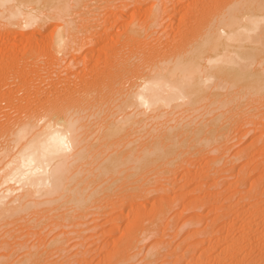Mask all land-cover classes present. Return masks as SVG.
Here are the masks:
<instances>
[{
	"label": "bare ground",
	"instance_id": "bare-ground-1",
	"mask_svg": "<svg viewBox=\"0 0 264 264\" xmlns=\"http://www.w3.org/2000/svg\"><path fill=\"white\" fill-rule=\"evenodd\" d=\"M82 1L0 0V18L7 25L3 24L6 27H15V29L11 27L13 30L0 37V46L2 43L16 39L33 43L28 45V48H23L21 54L17 53L19 50L17 48L20 47H13V43L6 50L13 58L20 56L21 59L30 58L33 62L20 64L19 60L20 63H15L16 67L12 70L9 69L10 64H8L9 68L6 65L10 71L5 70L4 81H19L23 89L26 87V95L25 92L22 93L26 97L24 99V96L22 98L20 96L21 101H18V95L16 98L11 94H15L13 87L2 94V97L6 95L5 98L10 108L13 107L15 115L12 118L6 115V112L2 113L0 108V117H5L4 121H0V223L20 215H24L21 218L24 221L31 222L30 220H35L34 218L41 214L40 208L43 207L49 209L52 207L53 212L63 208L58 218L69 223L73 218L71 213L74 211L78 212L76 217L82 218L84 212L99 209L97 216L106 215L105 221L112 223L124 220L122 212L127 209L126 214H136L134 220L132 218L133 222L129 223L136 224L139 231H142L141 236L136 237L138 228L136 230V227L127 226L118 238H107L109 240L106 239L105 246L103 244L104 247H101H110L111 251L101 256L97 263L131 264L139 253L137 251L139 247L135 243L143 241L152 232L156 234L165 214L175 205L173 202L185 194L181 192L184 188L182 187L177 190L178 192H174L172 198L167 197L169 189L160 186L166 197L165 195L160 197L162 195L159 196V193L156 194L157 191H153L160 198L150 199L152 179L145 178L146 181L142 186H139V183L138 186L127 188L133 193L112 198L114 186L122 178L124 181L140 176L134 179L137 184L145 174L152 172L150 175L152 176L155 172L152 170L169 172L171 165L196 148L201 149L199 151L210 148L209 151L214 154L234 131L235 135L241 133L239 138L245 137L249 131H258L259 134L249 144L252 146L257 140H261L264 145V112L256 116L251 115L248 119L250 121L244 123L254 125L253 129L242 132L241 130L239 132L238 128L233 129L238 117H235L238 106L241 108L243 103L248 104L246 101L261 103L260 101L264 100V0H186L185 2L167 0L171 2V8L168 6L170 14L167 20L164 19L168 23L164 29L168 27L186 29L181 32L179 28L180 36L176 32L181 38L178 43L175 41L174 44H170L166 41L163 46L160 44L162 42L154 44L146 41L147 38L153 37L151 34L154 31L151 33L149 30L157 28L161 24L159 21L162 16L168 12L163 2L155 0L143 22H136L137 18L134 19L131 15L130 26L125 27L119 35L116 32L111 35V37L120 36L118 39L121 42L117 39L120 44L116 39L114 41L119 47L113 46L114 49L109 47L113 49L111 52L109 50L110 53L105 50L108 54L104 58V67H101L103 69L96 68L97 65L94 63L91 69L93 73L87 78L85 62L93 52L91 45L93 43L89 44L92 49L87 50L84 57L79 60L83 64L81 70L85 77H78V82L71 88L68 85L71 80L68 74L70 71L64 72L62 77L56 75L55 78H50V68L56 64L58 57L66 59L71 57L67 61L69 63L77 60L73 57L76 52L81 51L86 43L98 41L102 35L110 36L104 27H114L118 19H113L118 15L117 10L112 11L109 17L105 16L106 19L102 21L105 25L103 28L101 25H94V30H87L82 20L76 18L80 14L78 16L75 14L76 8L81 6ZM138 2L142 3L140 0ZM110 18L113 21H110ZM56 19L61 24H55L49 37L44 40L39 34L40 27H45L48 20ZM3 24L0 23V27L4 26ZM27 31L31 32L28 36H26ZM172 34L175 37V33ZM171 41L173 42V39ZM145 42L148 47L145 46ZM131 43L136 44V51L132 52L134 48L131 47ZM120 45H126L127 48L130 46V54L123 52L125 47L120 48ZM0 50L4 49L0 47ZM41 55H46L47 63L51 66L48 73L47 71L46 74L44 73L48 79L47 88L34 83L35 80L38 82L39 79V82H43L45 79L43 74L38 73L42 66L39 63ZM101 58L103 60V55ZM15 61L17 62L18 59ZM43 61L46 62V58ZM7 63L9 62L6 61ZM68 67H71L70 64ZM26 69L33 71L34 74L37 73V79H34L35 75L33 79L29 78ZM72 69H75V66ZM79 69L76 70L79 73L74 74V77L82 74ZM73 80L75 78L71 81ZM30 88H33L32 93L29 92ZM249 105L253 106V104ZM243 113L241 112V115H244ZM260 144L261 142L257 145L264 149ZM254 148L253 151L258 149L257 146ZM227 158L225 150L219 155L210 156L207 160L202 158L203 164L204 161L206 162L202 165L205 166L204 168L194 172L184 169L185 172L181 174L182 180L187 181L191 178L197 180L200 177L205 181L201 182L199 179L190 190L188 189L187 196L191 195L188 196L187 203L183 201L186 203L183 204V208L198 209L205 200H210L212 205L207 203L211 205L209 212L214 214L206 220L202 233L194 231L195 233L188 235L183 241L198 235L199 240L191 245H178L165 263L252 264L253 261L255 262L252 254L255 247H260L257 253L263 255L264 202H248L247 208L240 206L243 210H240L241 208L235 210L228 201L236 197L238 202L249 198L254 200L251 198L254 195L258 197V194L264 195V175H257L244 191L240 188L242 185L245 187L247 183L245 181L240 183L242 178L238 173L242 174V172L238 171L237 180L233 183L235 186L233 193L225 197V203L222 200L219 203V197L222 195L212 191L217 184L207 183L205 179L212 172L217 171L214 166L220 162L225 168L221 167L222 170L226 173L228 168L223 163H227ZM182 163H178V167ZM74 168L76 170L71 172ZM168 180L170 182V179ZM174 182L169 183V186L173 184L175 186L176 181ZM210 189L212 192H209ZM164 190L168 191L164 192ZM197 191H202L203 195L197 196ZM100 200L105 201H102L104 206L93 205ZM103 207L109 210L101 213ZM203 217L195 214L188 219V222L201 221ZM82 226H84L82 222L67 226L73 227L69 232L74 234L72 239H82L86 230ZM214 226L218 227L216 231L213 229L215 232L213 230L212 233L207 232ZM119 227L104 232L107 231L106 235L113 231L116 233L115 230ZM205 233H209V237L206 238ZM58 235L65 236V233L60 232ZM89 238L91 239L92 236ZM52 243V246L64 244L63 239L57 237ZM150 248L146 256V259L149 258V264L154 261V257L163 254L165 250L163 239ZM134 249L137 252L132 253ZM36 253L29 252L31 255L26 256L27 258L23 257L24 260L18 261L17 264H41L45 258L43 260L42 254ZM254 255H257L256 251Z\"/></svg>",
	"mask_w": 264,
	"mask_h": 264
},
{
	"label": "rangeland",
	"instance_id": "rangeland-1",
	"mask_svg": "<svg viewBox=\"0 0 264 264\" xmlns=\"http://www.w3.org/2000/svg\"><path fill=\"white\" fill-rule=\"evenodd\" d=\"M95 1L96 0H83L81 2V6L83 8L79 5V7H78L79 9L76 8V10H75V14L77 16H78V14H80L76 18L78 20L79 19L82 20L81 22L84 23V25L87 26L86 27L87 30H92V29L94 30V28H95L96 25L97 26L98 25L99 26L101 25L102 26L101 28H103V26H105V25H104V23H102V21L107 18V15L109 17V14L112 11L117 10L118 15L113 18L115 20H116V18H118L117 21L115 22V24L113 25L114 27H104V28H106L108 30L107 32H109L110 36L109 35L108 36H103L102 35V37H101L102 39L100 38L98 41L93 40V41H90V42L86 43L84 45V47L81 49V51H79V52L77 51L76 54H75L76 56L75 55L73 56V57H75L74 59H77L75 61H72V63L75 62L74 64L67 62L68 59L70 60L71 57L70 58L67 57L68 59H66L64 57H58L59 59L57 60L56 64L54 65L55 67L54 66L51 67L50 65H48L49 63H47L48 60H47L46 55L39 56V63L42 64V66H41V69L38 70V73L40 75L43 74V77L45 79H44L43 82H41V81L39 82V79H38V82H37V80H35L34 83L36 85L39 84V86H42V87H46L47 86L46 82H47L48 79L45 76V74L48 73L49 68L51 67L50 69L52 70V68H53V70L52 71L51 70L49 71V74L51 75L50 78H55L56 75L59 76V77H62L64 75V72L70 71V73L68 72L69 79L71 78V80H72L73 78H75V80H73L74 82L71 81V80L69 81L70 84L73 82L71 85L68 84L72 88L73 85L78 82V79H77L78 77H85V76H83L84 74H83V71L81 70L83 68V66H82L83 64L79 60H81L84 57V54H85V52L87 50H91L92 49V46H93V49L94 50L92 49L93 52H91L92 54H90L91 57L90 58L87 57L86 58V62H85V66H86V70H85L86 77L88 78V76H90V74L93 73V71L91 69L94 66V63H95V65H97L96 68L99 67L98 69H101V67H104V65H103L104 58H105L106 54H108L109 50L111 52L114 49V47L115 48L119 47V44L121 42L118 39L120 37V36H118L119 33H121L125 29V27H129L130 26V19L132 20V18L130 16L133 15L132 17L134 19H135V17L137 18V19H135L136 22L141 23L140 21H142V20H144V18H146L145 16L148 13L149 9L151 8V6L153 5V3H154L155 0H140V1H142V3L141 2H138L139 0L138 1L137 0H109V1L108 0H97V2H95ZM185 1L186 0H184L183 2H185ZM92 2L95 3V4H93ZM133 2H136L137 4L136 3H133ZM158 2H160V3L163 2L164 7L166 9L168 8V12H166L162 16L163 19L161 18V20L159 21L161 24H159V26H157V28L155 27V28H152V29L149 30V32H151V33L154 31L151 34V36H153V37L147 38L146 41L147 42L150 41V42H152L154 44H158V43L162 42V43H160L161 46H163V43H165L166 41H167V43H170V44L171 43L174 44L175 41H176V43H178L181 40V38L179 37L180 34H181V33H179L180 30H181V32H183V29L185 30L186 28H184V27H182V28L181 27H178V29H177V27H173V28L170 27V29H169V27H168L167 29H169V30L164 29V27H165V25L167 23V21H166L167 20V16H168V14H170L169 9L171 8V2L170 1H167V0H159ZM121 3H123V4H121ZM113 6H114V8H113ZM168 6H170V8ZM134 10H135V12H134ZM131 11L134 12V13L131 14L132 13ZM119 14H123L125 16L120 17ZM105 16H106V18H105ZM113 19L110 18V21H113ZM164 19H166V20H164ZM0 23L1 24H3V23L6 24V22H4L3 20H1V18H0ZM58 23L61 24V22L60 21H57V19L56 20H51V21L48 20L47 21V25L45 27H40V29H39L40 33L39 34L41 36H43L42 38L44 40L49 37V35L52 32L51 30L54 29L53 26H55V24L57 25ZM167 25H168V23H167ZM5 27H6L5 25L0 27V37H3L4 34L6 35V33L9 32V30L11 31V30L15 29V27H12V26L11 27L13 29H11L10 26H7L6 28ZM101 28H99V29L101 30ZM108 28H111V30H109ZM179 28H180V30H179ZM16 29H18V28H16ZM161 30L163 31L162 33H161ZM177 30H179V31H177ZM168 31H170L171 33H169ZM172 31H174V32H172ZM114 32H116V34H118L117 35L118 37L117 36H112L111 37L112 34H115ZM176 32H178V35L179 36L177 35ZM28 33H31V32L30 31H27L26 36L30 35ZM172 33H175V37H177L178 39L180 38V39L178 40L177 38H175ZM171 34L173 35V37H172ZM154 36H156V37H154ZM108 37H110V38H108ZM158 37H159V39H158ZM115 39H116L117 42L120 41L119 44L116 43V42L114 43ZM172 39H173V42L171 41ZM174 39H176V40H174ZM16 41H13V40L12 41H7L4 44L2 43L1 46H0L1 49H4V50H0V72L1 73L4 72L3 74H0V75H2V76H0V95H1V98H0V108L2 109L1 110L2 113H5L6 112L5 114L8 115V116H10V117H12V118L15 115V113L13 111L14 109H13V107L10 108L9 102L6 99L7 98L6 95H5V97H6L5 98L4 95L2 97V94L6 93V91H8L9 89H13L14 88L13 90L15 91V94L14 93H11V94L14 95V96H16V98L19 97V100L18 101H21L20 96L22 98L24 96V94L26 95V90H25L26 87H24V89H23V87L21 86V83H19V81H17V80H15L14 82L10 81L9 79H8L9 81H7V82L4 81L5 75H6V73H5L6 71L5 70H7L10 67V65L12 67V68L11 67L9 68L10 70H12L13 68H15L16 67L15 63H18L19 60L21 62V63L19 62L20 64H24L26 62L28 63V61H29V63H30V61L33 62V60L32 59L30 60V58H29V60L26 59V58H22L21 59L20 56H19V58H17V57L16 58H13L12 56H10L9 53L6 52L7 48L11 47V44L12 43H13L12 44L13 47H16V48L17 47H20L21 48V49L20 48H17V49H19V50H17L18 51L17 53H20V54H21L20 51L23 50V48H28V45H32L33 44V43L30 44L29 41H28L29 42V44H28V42H26V40H23V39L22 40L16 39ZM107 42H109L110 44L111 43H114L117 46H115L114 44H111L112 46H110V44H108ZM91 43H93V44H91ZM89 44H91L92 46H90ZM103 44H104V46H103ZM145 46H147L146 42H145ZM109 47H111V48L113 47V49H110ZM123 47H125L124 48L125 51H123V52H125L127 55H128V53L130 54V52H129L130 46H128L129 48H127L126 45H120V48H123ZM131 47L134 48V49L131 48L132 49V52L133 51H136V44L135 43H131ZM145 49H146V47H145ZM105 50L108 51V52H106ZM102 55H103V60L101 58ZM45 58H46V62L43 61V59L45 60ZM17 59H18V61L16 62L15 60H17ZM62 59H63V61H62ZM100 60H102V62ZM6 61L9 62V63L6 64ZM42 62H44V63H42ZM8 64H10V65L8 66ZM69 64H70L71 67H68ZM6 65L8 66V68H7ZM101 65H103V66H101ZM73 66H75V69H72ZM26 68H28V65H26ZM9 69H8V71H10ZM77 69H79L80 74H81V72H82V74L79 75V76H77V77H74V74L76 75L77 73H79L78 71L76 72ZM26 71L29 74V78L33 79L34 78V75H35V78L34 79H37L36 78V74L37 73L34 74V72L31 71V70L29 71V69H26ZM58 71H60L61 74H59ZM57 72H58V74H57ZM14 83H16V85ZM35 84H34V86H36ZM16 86L17 87L19 86V87L16 88ZM32 91H33V88H30V91L29 92L32 93ZM22 93H24V94H22ZM17 95H18V97H17ZM25 97L26 96H24V99H25ZM24 99H23V102H24ZM246 102H248V104H244L243 103V105L241 106V108H240V106H238L239 108H236V112L238 114L235 112V117L238 116L239 118L238 117H237V119L235 118L236 119L235 120V123H234L235 127L233 126V129H236L237 130V128H238L239 132H240V130L242 132V131H246V130H249V129H253L254 128V125H251V124H246L245 125L244 123H247V121H250L248 119H250L249 117L251 115H255L256 116V115L264 112V100L260 101L261 103L252 102V101H250L251 103L249 101H246ZM249 104H253V106H251ZM246 109H248L249 111L246 110ZM241 112L242 113L244 112L243 113L244 115H241ZM250 112H252V113H250ZM4 120H5V117L4 116H1L0 117V121L2 122ZM238 124H240V125H238ZM233 129H232V131H234ZM256 132L249 131L245 137L239 138V135L241 133L235 135L234 134L235 131H234V133L232 132L233 135L231 134L232 137L229 136L230 135L229 134L228 135L229 138H227V140L224 142V145L222 147H220V149H218V151H216V153H214V154H213V152H210L209 151L210 148L202 149V151H199L201 149H197L196 148V149H193V151H189L187 154H185L184 156H182L181 159L178 162H176L173 165H171V168L168 170L169 172L161 173V172L158 171L159 169L152 170L153 172L155 171L153 173L154 175L152 174V176H150L151 173H152V172H150V174L147 173L143 177L141 176L142 179H140V182L138 181L137 184H136V182H134V179H138L140 176H136L137 178L136 177L128 178V179H126L124 181H123L124 178H122L121 180L123 182L120 180L114 186V189L115 190H114V194H113L114 196L112 195V198L117 197V196H121V195H124V194L125 195H129V194L133 193L132 191H130L127 188L134 187V186H138L139 183H140L139 186H142L145 183V181H146L145 178L146 179H148V178H151L152 179L151 180L152 181V184H151L152 186L150 185L151 188H150V191H149V198L150 199L152 197L160 198V197H163L164 195L166 197V193L165 194L163 193V191H162L163 188L160 189L159 188L160 186L161 187H166L165 189H169V191L166 190V191H168L167 197H171V198L173 197V195L176 192H178L177 190L181 189L182 187H184L182 190L185 191L184 192V191L181 190V192H183L185 194V195H183L184 198L181 197L180 199H178L181 204L178 202L177 199H176L177 202L176 201L173 202L175 205H173V203H172L173 207H170L169 208L170 211H167V213L165 214L164 219H163V222L160 223L161 225L159 226L160 227L159 228V231L155 232L156 234H154V232H152L150 234L147 232L149 234V236H147V238H145L143 241H139V242H136L135 243L139 247V250H137L139 253L134 258L135 260H133L131 264H147V262L149 261V258L146 259L148 250L151 249L150 247L151 246H154L156 244V242H160V240H162V239H163V245H165V250L163 251V254H161L160 256H157V258L154 257V261L153 262L151 261L150 264H167L165 262L167 261L168 257L172 254L171 252L175 248H177L178 245H180V246H184L186 244L191 245L194 241L199 240L198 238L200 236L198 235L199 237L198 236H194V237H191L190 239H188L185 242L183 241V240H185L188 237V235L192 234L194 231L195 232L199 231V232L202 233V230H203V228L206 225V220H209L211 217H213L212 215L214 213L209 212V209H210L209 206L212 205L210 200H205V203L202 204L201 206H199L198 209L197 208H194V209L193 208H189V209L183 208V204L185 205L187 203L186 201L189 199L188 196L191 195V194H188V196H187V192L195 185V182H197L199 179H200L199 181L205 182V181H203L204 179L203 178H200V177H199V179L197 178V180L191 178L192 181L190 179L187 180V181L184 180V179L182 180L181 179V176H182L181 174H183L185 171H187L189 169V171L194 172L195 170H199V169L204 168L205 166H202V165L206 164V162L204 161V164H203V159L204 160H207L210 156L212 157L213 155L214 156L215 155H219L220 153H223L226 150L227 151V156H228L227 163H223V164L224 165L226 164L225 166L228 168V169L226 168L228 171L225 173L222 170L224 167L221 164L222 162H220L216 166H214L215 170H217V171L212 172V174L208 178L205 179L207 183H214L215 182L217 184V186H215L214 187V190H212V191H215L216 193H219L220 196L222 195V197H219V203H221L220 200H222V202H224L225 199L231 193H233V191L235 189V186L233 185V183H235V180H237L238 175L242 178V180L240 181V183H243L244 181L247 183L245 185V187H244V185H242L241 188H240L241 190H244V191L248 189L249 182H251V180L253 181V179L257 175H261V174L264 175V149H263V147L261 148V147H259L257 145L260 142L262 144V141L261 140L260 141L257 140V142H259V143L255 142V145H252V146L249 144L250 141L257 134H259L258 131H256ZM236 136H237V138H236ZM261 144H260V146H261ZM254 146L255 147L257 146V148H258L256 151H253L255 149ZM247 147H248V150H246ZM202 154H203V156H202ZM185 158H187L186 160L188 162L187 161L186 162L184 161ZM180 162H183V163L182 164H179V167H178L177 164L180 163ZM184 165H186V167ZM254 165H255V168H254ZM218 166H219V168L216 169V167H218ZM221 167H223V168H221ZM231 167H233V168H231ZM184 169H185V171H184ZM75 170L76 169L74 168V169H72L71 172H73ZM220 170H222L221 171L222 174H221ZM240 170H241L242 174H239L240 173L239 172L238 175H236V173L238 171H240ZM218 172H220V173H218ZM221 176H223L225 178V180ZM244 178L246 180H244ZM168 179H170V182H169ZM173 180L176 181V184H175V186H173L174 185L173 184L170 187L169 186V183L170 184L171 183H175ZM182 181H184V182H182ZM224 182H226L227 184L224 183ZM229 183H231V185ZM181 185H183V186H181ZM179 186H180V188H178ZM117 188L118 189H121V190H118ZM153 188H155L156 190H153ZM153 191L154 192L157 191L156 194L159 193V196L160 195H162V196H160V197L159 196H156V194H154ZM166 191L164 190V192H166ZM212 191H211V189L209 190V192H212ZM196 195L200 197V196L203 195V193H202V191H197ZM258 195H259V197L257 195H254V197H251V198H254V200L249 198L251 201L249 199H247V200H242L241 202H238V200H237L238 198L236 197V198L231 199V201H228V202L230 203L231 207L233 206V209L235 207V210H239L241 207L247 208L248 202L249 203L250 202H259V203L264 202L263 201L264 200V195H262V194H258ZM260 198L263 199V200L260 201L261 200ZM140 200H142V199L140 198ZM102 201H104V200H102ZM102 201L100 200L101 203L98 201L97 203H94L93 205L94 206H100V207L101 206H104L103 203L105 201L104 202H102ZM183 201H185L186 203L183 202ZM231 202H232V204H231ZM207 203L208 204H211V205H208ZM237 203H239V204H237ZM241 203H242V205H241ZM109 207L110 206H108V208ZM108 208L107 207L101 208V210H100V211H102L101 213H103L104 210L106 211V210L111 209V207L109 209ZM243 208H241L240 210H243ZM40 209H42V212L40 214L41 216L39 215L38 217H35L34 219L36 221L35 220H33V221L30 220L31 222H28L27 220L24 221L23 219H21V218L24 217V215H20V216H17V217H13L11 219H8L6 221H3L4 223L3 222L0 223V264H12V263L13 264H17L18 261L20 262L23 259V257L24 258L29 257L31 255V254H29V252L30 253L39 252V254H42L41 258L42 259L45 258V260L43 259L44 260L43 261L44 263L41 261L43 264H77V263L78 264H98L97 262L100 259V257L103 256L104 254H106V252L109 251V253H110V251H111L110 250V247H108L109 249L107 247L102 248V247L105 246V243L107 242V240L113 239L114 237H115L114 239L118 238L123 233V231H125V229H127L126 228L127 226L128 227L130 226L129 228H131V227L132 228L133 227L135 228L136 227V230L138 228L136 226V224L129 223V222H133V220H134L133 217L136 214H133V215L126 214L127 212H125V210H127V209H125L122 212V214L124 215L123 217L125 219L124 218H123L124 220L121 219V221H120L121 223L119 221H114L115 223L114 222H112V223L111 222H106L105 221V218L107 219V216L106 215H105L106 217L104 215H102V217H101V215L100 216L99 215L97 216V212L99 211V209L98 210L96 209L97 211L96 210L95 211L92 210V212H90V210H89L86 213L84 212L83 213L84 215L82 214L83 215L82 218L76 217V215H77L78 212H75L74 211L73 213H71V216L73 218L71 219L70 223L67 222V221L65 222L64 220L62 221V219L60 220L58 218L59 214L63 212V208L57 209L54 212L52 211V207H50L51 211L47 207H43V208H40ZM235 210H233V212ZM195 214H197V216L199 215V217L206 216L207 218L205 219V217H203V220H201V221H196V222L193 221V222L189 223L188 222V219L191 216L195 215ZM127 215L128 216L130 215V216L128 217ZM39 217H41V218H39ZM132 218H133V220H132ZM41 219H43V221L39 222V220H41ZM76 222H82V223H84V226H82V228H85L86 229L85 232L83 233L82 239L81 240L78 239L79 241L77 239H75V238L72 239L73 238V236H72L73 233H69V232H71V230H73V227H67L69 224L76 223ZM34 223L37 226L34 225ZM162 224H163V226H162ZM109 225L112 226V227H110ZM146 225H148L147 222H146ZM146 225H143V227L146 226ZM117 226H120V227H119L118 230H115L116 233H114V231L112 233H108L109 237H107L108 236V235H106L107 231H106V233L104 231L107 230V229L109 230L110 228H115ZM92 228H93V230H92ZM217 228L218 227H215L214 226L211 230L208 229L207 232L212 233V230L214 229L216 231ZM141 229H142V227H141ZM139 230L140 229L138 228V232L139 233L138 232H137V234L135 233L136 234V237L137 236H141L140 234H141L142 231H139ZM60 232H64L65 233V236L64 235H58ZM103 232L105 234H103ZM133 232H136V231H133ZM206 233H205V237L207 238V237H209V233L208 234H206ZM90 236H92L91 239L89 238ZM56 237L58 239H60V240L63 239V243L64 244H62L61 246H59V244L56 245V246L55 245L52 246V244H53L52 242H53V240ZM104 237H105V239H104ZM107 238H109V239H107ZM78 243H80L81 245H79ZM103 244H104V246H103ZM259 248L260 247H255L252 250L253 257L255 258L254 259L255 262L253 261L252 264H264V252H263V255H259L257 253ZM58 250H60V252ZM132 251H131L132 253L137 252L136 249H134ZM255 251H256V254L257 255H254ZM258 255H259V257H258ZM228 263L229 262H226L225 264H228ZM148 264H149V262H148Z\"/></svg>",
	"mask_w": 264,
	"mask_h": 264
}]
</instances>
